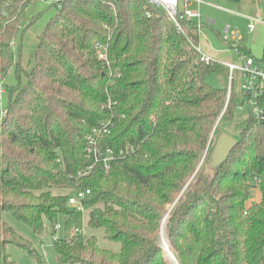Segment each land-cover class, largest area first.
Wrapping results in <instances>:
<instances>
[{
	"label": "trees",
	"instance_id": "obj_1",
	"mask_svg": "<svg viewBox=\"0 0 264 264\" xmlns=\"http://www.w3.org/2000/svg\"><path fill=\"white\" fill-rule=\"evenodd\" d=\"M32 1L0 0L3 103L8 92L0 124V264H16L9 244L41 262L3 221L5 211L39 237L62 217L66 234L55 249L64 264H174L159 244L167 214L178 264H264V120L249 110L235 126L231 152L208 171L218 128L234 122L240 100L232 92L225 110L227 88L209 82L221 64L202 61L196 24L185 22L179 33L145 0H64L54 4L58 12L38 36L27 72L14 48ZM257 4L264 9V0ZM97 44L107 48L108 62L98 58ZM11 72L16 82L9 85ZM260 107L264 113V100ZM103 120L112 126L100 146L124 154L108 170L88 171L87 137ZM78 189L91 191L88 227L103 229L119 252L96 237H69L84 220L68 207ZM256 189L261 202L250 207Z\"/></svg>",
	"mask_w": 264,
	"mask_h": 264
},
{
	"label": "rangeland",
	"instance_id": "obj_2",
	"mask_svg": "<svg viewBox=\"0 0 264 264\" xmlns=\"http://www.w3.org/2000/svg\"><path fill=\"white\" fill-rule=\"evenodd\" d=\"M64 0H34L29 5L26 10V20L25 27L28 28L25 30L24 34L20 33V35L16 39V46L14 48L17 55L21 54V59L23 62V68L30 72L32 67L35 65V53L38 50V36L45 31L46 26L50 19L57 14L58 9L54 6L55 3L62 2ZM209 3L214 4L223 9H228L229 12L214 8L213 20L217 21V26L215 30L206 31L204 30L200 35V43L199 46L202 49V53L206 56H209V53L214 50H221L223 45L224 38V30L227 25H230L233 30H240L244 36H247L246 41L248 42L247 47L250 49L251 54L256 58L264 57V9L259 8L257 4V0H243L241 3L232 4L228 3L226 0H206ZM228 5V6H227ZM262 13V18L260 16V12ZM251 17L259 20L260 23H257V31L254 35H247V26L249 25V20L243 18ZM63 17V16H62ZM221 34V36H220ZM223 34V36H222ZM222 37V38H221ZM222 62V60H221ZM235 65H240V61L237 59L233 61ZM241 73L239 71H235L234 73V85L233 92L240 96L241 92ZM16 82L14 72H11L8 78V83L11 85ZM28 81L26 77H23L22 83L26 84ZM209 82L218 88L229 90L230 79H229V70L227 67L221 65V73L218 75H211L209 77ZM7 90V88H6ZM8 94V92H7ZM7 94L4 98V105L7 104ZM227 104V102H226ZM226 107V105H225ZM249 110L255 113L256 109L253 107L252 109L245 107L239 109L236 113V117L234 118V122H226L222 123L217 131L215 136V141L217 139H221L223 136H230L236 141H238L239 134L236 131L235 126L248 116ZM219 142V141H218ZM225 154L217 151V146L213 150L212 154L207 158V166L208 171L212 174L216 171L217 167L220 165L221 161L224 159ZM204 159H202L199 167L203 163ZM57 192V191H56ZM67 193V191H59ZM70 193V192H68ZM251 200L249 202V206L254 204H259L261 202V192L259 189L252 190ZM251 207V206H250ZM169 208V207H168ZM169 217V214H167ZM3 221L11 226L16 232H18L26 241L33 245L38 255L41 258V262L39 263L35 257H33L27 251L17 247L14 244H9L6 248L7 253L11 257V259L16 264H64L59 260L55 249L54 238H58V241L61 240L65 234L64 228V220L62 217L59 218L58 223L63 226L62 230H55L54 228L49 227V231L44 237L37 236L33 229L25 222L18 219L11 212H3ZM83 225V233L81 235L85 236L86 239L90 237H96L100 246L102 248L119 252L121 249V245L112 241H109L105 238V233L103 229H91L88 227V214L87 210L84 214ZM72 229H69V237L72 238ZM161 233V231H160ZM160 237V234H159ZM57 241V242H58Z\"/></svg>",
	"mask_w": 264,
	"mask_h": 264
},
{
	"label": "built area",
	"instance_id": "obj_3",
	"mask_svg": "<svg viewBox=\"0 0 264 264\" xmlns=\"http://www.w3.org/2000/svg\"><path fill=\"white\" fill-rule=\"evenodd\" d=\"M112 1V0H108ZM152 7L161 11L162 14L175 26L179 33L184 34V24L185 22H194L201 33L204 28H212L216 26L217 22L212 18L204 16L198 9V6L204 4L203 0H145ZM228 11V10H226ZM229 12V11H228ZM148 17H151V12L147 13ZM250 23L247 27L249 33H253L256 29V24L258 19L248 18ZM242 40L241 32L238 30H233L230 25L225 28V34L223 41L227 45H233L237 48L238 42ZM97 56L103 62H108L107 48L102 44H97L96 46ZM197 52L201 55L203 62L209 64L213 62L209 56L202 53V49L196 48ZM240 59L242 63L240 65H235L233 63L224 64L229 70L230 86L227 95L228 107L229 101L233 92L234 85V73L239 71L241 73V92L239 100L238 109L245 107L255 108L254 113L255 118L259 121L264 120V113L260 107V102L264 100V62L258 61L253 56H247L240 52ZM111 107V104L109 105ZM6 116V109L3 103L2 95H0V124ZM111 125L110 120H103L99 125L92 130V132L87 137V147L86 156L92 165L88 167V171L92 170L95 165H102L105 169H109L111 164L120 156H122L123 150L117 152L115 149L102 148L100 142L103 136L110 133L109 126ZM112 126V125H111ZM91 194L90 190L78 189L68 198V207L83 215L86 212L85 200ZM63 226L57 223L55 230H62ZM72 235H78L83 233V228L73 227ZM58 238H54L57 241Z\"/></svg>",
	"mask_w": 264,
	"mask_h": 264
},
{
	"label": "crops",
	"instance_id": "obj_4",
	"mask_svg": "<svg viewBox=\"0 0 264 264\" xmlns=\"http://www.w3.org/2000/svg\"><path fill=\"white\" fill-rule=\"evenodd\" d=\"M205 3L204 4H202V5H200V6H198V9H199V11L204 15V16H206V17H208V18H213L214 17V12H213V10H214V8H218V9H223V8H220V7H218V6H215L214 4H212V3H209L208 1H206V0H203ZM228 6V5H227ZM259 7V6H258ZM259 8H261V7H259ZM213 9V10H212ZM223 10H225V9H223ZM226 10H228V9H226ZM225 10V11H226ZM229 11V10H228ZM227 11V12H228ZM260 12V11H259ZM260 16H261V18H262V13L260 12ZM243 18H245V19H247V20H249L248 18H251V17H244L243 16ZM262 21H264V20H262ZM217 22V21H216ZM249 23H250V21H249ZM258 23H260L259 21H258ZM263 26H264V24H262ZM216 26H217V24H216ZM216 26H214V27H212V28H208V27H206V28H204L203 30H201V33H200V35L202 34V32L204 31V30H206V31H212V30H215V27ZM231 27V26H230ZM248 27V26H247ZM257 27L258 26H256V29H255V31L253 32V33H249L248 32V29H247V31H246V33H247V35H249V36H252V35H254L255 34V32L257 31ZM238 31H240V30H238ZM241 32V31H240ZM224 33H225V30H224ZM241 35H242V40L240 41V42H238V45H239V48L241 47L243 50H246V52H249L250 54H251V51H250V49H248V47H247V44H248V42L246 41V38H247V36H244L243 34H242V32H241ZM220 36H221V34H220ZM222 36H223V34H222ZM222 38V37H221ZM222 40H223V38H222ZM224 42V41H223ZM223 45H224V47H222V49L221 50H214V51H212V52H210L209 53V57L211 58V59H213V62H217V63H219V64H221V65H223V66H225L224 64H226V63H233L234 64V62L233 61H235V60H239L240 61V64L242 63V60L240 59V50L239 49H237L235 46H231V45H227V44H225V42L223 43ZM251 56H253L252 54H251ZM254 57V56H253ZM255 59H257L258 61H261V62H264V57H260V58H256V57H254ZM221 60H222V62H221ZM226 67V66H225Z\"/></svg>",
	"mask_w": 264,
	"mask_h": 264
},
{
	"label": "water",
	"instance_id": "obj_5",
	"mask_svg": "<svg viewBox=\"0 0 264 264\" xmlns=\"http://www.w3.org/2000/svg\"><path fill=\"white\" fill-rule=\"evenodd\" d=\"M235 143H236V140L233 139L232 137H230V136H223L219 140V142L217 144V151L218 152H221V153H224L225 154V157H226L231 152V150L233 149ZM159 244H160V242H159ZM160 246L163 247L161 244H160ZM163 248L164 249H167V248H169V246L167 248H165V247H163ZM170 256L172 257L173 261L175 263H177V261L175 260V258L171 255V252H170Z\"/></svg>",
	"mask_w": 264,
	"mask_h": 264
},
{
	"label": "bare ground",
	"instance_id": "obj_6",
	"mask_svg": "<svg viewBox=\"0 0 264 264\" xmlns=\"http://www.w3.org/2000/svg\"><path fill=\"white\" fill-rule=\"evenodd\" d=\"M167 221H168V215H165L163 223H162V228H161V233H160V237H159V242L160 244L167 248L168 247V242H167V235H166V226H167ZM169 253V248L166 249ZM172 259V257H171ZM173 261V259H172ZM174 264H177L173 261Z\"/></svg>",
	"mask_w": 264,
	"mask_h": 264
}]
</instances>
